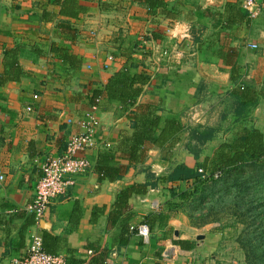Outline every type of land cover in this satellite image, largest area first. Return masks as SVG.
Masks as SVG:
<instances>
[{
  "label": "crops",
  "instance_id": "0c3cea01",
  "mask_svg": "<svg viewBox=\"0 0 264 264\" xmlns=\"http://www.w3.org/2000/svg\"><path fill=\"white\" fill-rule=\"evenodd\" d=\"M76 1L86 11L67 19L52 0H0V264L23 257L33 233L41 236L46 253L62 256L66 264H209L211 237L193 239L174 216L166 225L151 224L147 244L132 230L167 213V187L150 185L163 175L141 168L162 152L152 149L133 165L122 159L119 144L132 134L129 111L106 97L91 104L89 96L133 64V73L149 77L136 106H157L159 116H180L190 102L223 113L229 98L237 105L242 89L261 106L264 0H255L259 13L248 17V26L230 30L223 29L228 8L244 10L245 0H161L165 8L154 14L132 0ZM219 35L228 38L223 46L237 52L234 67L219 57ZM242 66L247 75H241ZM91 118L97 128L96 145L86 153L90 170L52 200L36 226L28 206L42 165L62 155ZM108 150L118 167L112 179L103 178L97 166ZM133 187L144 193L118 206L120 193Z\"/></svg>",
  "mask_w": 264,
  "mask_h": 264
},
{
  "label": "trees",
  "instance_id": "16d2710c",
  "mask_svg": "<svg viewBox=\"0 0 264 264\" xmlns=\"http://www.w3.org/2000/svg\"><path fill=\"white\" fill-rule=\"evenodd\" d=\"M60 7L59 15L67 19H77L78 15L84 13L86 8L78 4L76 0H52ZM133 2L144 4L149 14H154L158 8H165L161 0H132ZM229 18L223 29H232L236 24L245 23L247 26L250 23L248 12L240 9L238 5H230ZM218 47V54L223 59L226 66L234 67L236 63L237 52L234 48L223 46V40L228 38H220ZM135 69L134 65H130L109 79L103 90H93L89 96V101L94 104L96 100L103 97L109 100L119 102L128 113L132 134H124L122 141L119 144L120 157L133 165L136 163H143L147 153L152 149L160 150L162 153L172 150L180 141L181 135L185 131V127L181 124L179 116L172 114H165L159 116L157 113L159 107L152 104H145L136 106L138 98L142 95V88L147 84L149 77L140 73L132 72ZM246 90V91H245ZM248 90V91H247ZM248 92V93H247ZM249 89H242L241 95L237 96L238 115H244L246 107L254 105L252 97L249 95ZM133 109V110H132ZM193 138L200 146H208L213 142L214 131L204 129L203 131L196 130L193 132ZM197 135V138H196ZM199 136V137H198ZM200 148V147H199ZM194 153L195 166L188 167L184 164L176 166L169 175L155 178V183L151 184L153 187H167L169 184H179L177 189H166L169 192V200L165 203L167 213L162 212L158 215H152L146 219L148 227L151 224L159 222L160 226L166 225L175 212L181 208L184 203L189 202L190 199L198 201L201 204L206 203V199L211 196L216 188L217 192L224 190L226 194L230 193L231 188L246 187L244 177L247 169L254 171L256 177L254 185L260 192L264 191V135L254 127L244 128L237 135L232 143H223L215 148V156H200L199 152L188 150ZM188 152V153H189ZM117 154V152H115ZM164 158H166L164 156ZM116 155L111 150L100 154L98 157V170L100 175L116 177L113 175L117 173L118 167L113 166ZM263 172V173H262ZM217 173L216 177L215 176ZM245 174V176H244ZM243 176V177H242ZM215 178V179H214ZM211 181V182H210ZM209 182L210 184H207ZM220 189L216 187L218 184ZM201 186V189H200ZM248 189V188H247ZM139 193L137 188H129L120 193L118 197V206H125L124 204L133 194ZM236 198V199H235ZM179 200L180 205L172 203V200ZM241 198L234 197V201L239 203ZM258 209V217L261 224L258 225L259 238L250 242V245L255 244L256 251L264 248V198L256 207ZM256 209V210H257ZM178 245L185 247L184 242H178ZM254 260L258 264H264V252L260 255H255Z\"/></svg>",
  "mask_w": 264,
  "mask_h": 264
},
{
  "label": "rangeland",
  "instance_id": "374dc122",
  "mask_svg": "<svg viewBox=\"0 0 264 264\" xmlns=\"http://www.w3.org/2000/svg\"><path fill=\"white\" fill-rule=\"evenodd\" d=\"M184 39L185 37H183ZM246 58L249 60V56ZM243 69V72L240 71L241 75H247V68L243 67ZM257 100L258 102L262 100L261 106H258V103L257 108L254 105L252 107L247 106L245 114L240 116L238 111L235 112L237 105L236 103L235 106L232 104L231 98L224 104L225 111L223 113L216 107L211 108L214 110L210 111L208 105H203L205 103L202 102L199 103L203 106L194 108L190 102L189 107L179 116L185 127L180 141L172 150L164 151L155 156L156 158L152 162L146 161L141 168L146 172L155 171L154 174L158 176H166L178 165L196 167L194 153H190L189 149L199 152L200 156L212 157L215 156L214 151L217 146L223 143H232L244 128L254 127L264 135V110H262L264 108V96L258 97ZM204 129L214 131V135L213 142L202 147L193 138V132L196 130L200 132ZM250 170L247 169L246 176L244 174L246 185L244 189L241 187L231 188L230 193L226 194L224 190L217 192L216 188L212 187L215 192L206 199V203L201 204L190 199L173 215L176 217L180 230L193 239L200 234L211 237L212 241L208 247L213 250L207 256L210 260L209 264H258L254 260L255 255L264 252V248L256 251L254 244L256 241L252 246L250 245L251 241L261 237L257 227L262 222L258 217L259 212L256 207L264 198V191L260 192L254 185L259 173L255 175V172ZM206 183L210 184L209 182ZM178 187H180L179 184H170L168 189H177ZM216 187L218 190L220 189L219 184ZM167 190L163 195V203L169 200ZM234 197L241 198L236 200L239 203L234 201ZM172 203L180 205L182 202L176 199L172 200Z\"/></svg>",
  "mask_w": 264,
  "mask_h": 264
},
{
  "label": "built area",
  "instance_id": "2783aa9c",
  "mask_svg": "<svg viewBox=\"0 0 264 264\" xmlns=\"http://www.w3.org/2000/svg\"><path fill=\"white\" fill-rule=\"evenodd\" d=\"M243 8L251 19L258 16L259 8L255 0H246ZM252 48L255 49L256 46L253 45ZM34 98L37 99V96ZM96 124V120L91 118V122L84 124L83 130L73 135L67 142L62 155L49 158L42 165V175L37 182L34 199L28 206V211L33 214L36 226L43 221L52 200L65 195L67 188L74 185L75 179L90 170L91 164L86 153L94 149L96 145ZM2 180L3 176L0 175V181ZM132 230L142 238L144 243L149 242L150 229L147 225L141 224L132 227ZM12 264H66V262L60 255L46 253L41 236L33 233L29 238L26 254L13 260Z\"/></svg>",
  "mask_w": 264,
  "mask_h": 264
},
{
  "label": "water",
  "instance_id": "95a60500",
  "mask_svg": "<svg viewBox=\"0 0 264 264\" xmlns=\"http://www.w3.org/2000/svg\"><path fill=\"white\" fill-rule=\"evenodd\" d=\"M174 233H175V235H177V234H178V233H176V232H174ZM197 239H202V237H200V236H199V237H197Z\"/></svg>",
  "mask_w": 264,
  "mask_h": 264
}]
</instances>
